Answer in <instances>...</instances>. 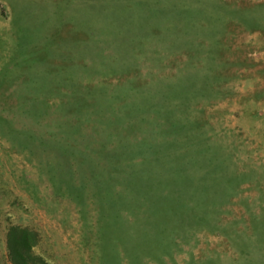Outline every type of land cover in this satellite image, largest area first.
I'll return each instance as SVG.
<instances>
[{
    "label": "rangeland",
    "instance_id": "rangeland-1",
    "mask_svg": "<svg viewBox=\"0 0 264 264\" xmlns=\"http://www.w3.org/2000/svg\"><path fill=\"white\" fill-rule=\"evenodd\" d=\"M264 264V0H0V264Z\"/></svg>",
    "mask_w": 264,
    "mask_h": 264
},
{
    "label": "trees",
    "instance_id": "trees-1",
    "mask_svg": "<svg viewBox=\"0 0 264 264\" xmlns=\"http://www.w3.org/2000/svg\"><path fill=\"white\" fill-rule=\"evenodd\" d=\"M40 241V235L31 229L14 226L8 235L10 258L13 264H37L45 261L34 255L33 249Z\"/></svg>",
    "mask_w": 264,
    "mask_h": 264
}]
</instances>
